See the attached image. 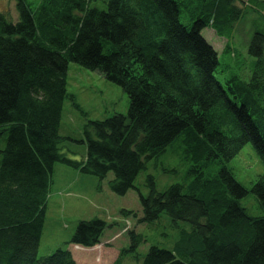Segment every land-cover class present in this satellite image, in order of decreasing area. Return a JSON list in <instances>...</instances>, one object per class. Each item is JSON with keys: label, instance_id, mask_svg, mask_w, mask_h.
<instances>
[{"label": "trees", "instance_id": "16d2710c", "mask_svg": "<svg viewBox=\"0 0 264 264\" xmlns=\"http://www.w3.org/2000/svg\"><path fill=\"white\" fill-rule=\"evenodd\" d=\"M14 1L15 21L0 11V264H77L67 247L37 256L57 163L100 180L111 171L108 186L123 195L149 162L173 154L186 164L180 181L158 190L147 173L138 222L166 213L190 228L170 249L151 245L140 264H264V214L240 203L250 190L264 209V172L247 188L227 166L246 143L264 164V25L248 44L247 80L215 75L218 52L201 33L211 27L229 40L240 6L264 18V0ZM223 51L236 55L228 44ZM69 62L129 97L126 114L84 125L81 159L66 154L60 134ZM106 226L79 220L66 244L95 246ZM127 235L112 264L145 240L134 229Z\"/></svg>", "mask_w": 264, "mask_h": 264}, {"label": "rangeland", "instance_id": "374dc122", "mask_svg": "<svg viewBox=\"0 0 264 264\" xmlns=\"http://www.w3.org/2000/svg\"><path fill=\"white\" fill-rule=\"evenodd\" d=\"M27 1L34 4L37 2ZM240 7L243 17L234 24L229 40L218 36L211 27H205L201 32L218 52L220 64L215 75L221 81H225L230 74L249 79L251 57L248 54V44L253 32L264 25V18L256 6L244 3ZM0 11L13 21L17 19L14 0H0ZM181 19L187 22L185 15ZM225 44L236 50L235 56L223 51ZM66 89L68 96L63 104L60 134L65 139L66 154L71 158L81 159L86 152L85 142L79 140L83 138L84 125L90 120L103 119L114 113L126 114L129 97L120 85L109 81L100 72L87 69L76 62L68 64ZM167 165H177L178 173L164 170ZM227 166L234 177L247 188L251 187L257 175L264 172V164L251 143H246L240 152L227 162ZM185 167L186 164L174 154L162 158L156 164L149 162L148 168L137 176L136 188H130L125 194L119 195L112 192L108 186L109 179L114 176L113 172L109 171L106 177L100 180L95 175L57 163L47 199L37 256H45L56 247L62 246L71 249L77 264H112L119 251L130 245L127 235L129 229L142 233L145 240L135 252L126 251L122 264H140L151 245L172 248L179 230L189 229L190 224L183 220L173 222L166 213H162L154 223H139L138 218L142 217V212L138 191L148 193L149 189L144 185L147 173L155 176L157 189L163 190L169 184L180 181ZM240 203L254 215L264 214V209L259 206L250 190L240 199ZM123 210L137 212V215H124ZM95 217L103 219L107 224L99 244L92 247L66 244L79 220Z\"/></svg>", "mask_w": 264, "mask_h": 264}]
</instances>
